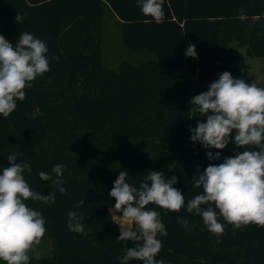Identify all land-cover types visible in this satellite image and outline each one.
<instances>
[{"label":"trees","instance_id":"1","mask_svg":"<svg viewBox=\"0 0 264 264\" xmlns=\"http://www.w3.org/2000/svg\"><path fill=\"white\" fill-rule=\"evenodd\" d=\"M106 9L123 45L151 59L123 61L116 70L103 65ZM241 9L244 22L237 18ZM164 12L158 24L142 14L137 0H0V35L15 46L20 33L34 34L46 42L50 59V71L25 89L15 111L0 116V171L8 166L7 156L18 153V161L31 165L23 175L32 190L56 196L49 204L26 201L46 221L43 238L52 240L50 255L30 256V264H120L118 258L134 246L117 239L110 212L115 200L109 193L120 171L137 187L150 170L176 176L174 187L188 200L202 191L192 187L197 167L202 172L244 150L230 142L219 160L209 161L206 152L218 150L190 140V129L205 117L189 101L220 73L236 78L246 68L232 44L250 58L264 57V0H165ZM17 13L23 23L15 22ZM189 44L196 58L185 56ZM56 164L66 166L65 194L39 177L41 171L54 177ZM81 199L85 204L77 208ZM146 207L160 212L165 224L168 235L158 236L162 249L156 257L165 264H264V227L234 231L221 217L225 231L217 237L184 208ZM70 210L85 217L84 233L69 230ZM178 217L189 221L188 228Z\"/></svg>","mask_w":264,"mask_h":264},{"label":"clouds","instance_id":"2","mask_svg":"<svg viewBox=\"0 0 264 264\" xmlns=\"http://www.w3.org/2000/svg\"><path fill=\"white\" fill-rule=\"evenodd\" d=\"M164 5L165 0H137L142 14L158 24L165 19ZM237 18L244 22L248 17L241 9ZM14 20L23 23V16L17 13ZM47 53L46 42L34 34L20 33L15 46L0 35V116L7 118L14 112L17 102L26 97L25 89L31 88L38 76L50 71ZM185 56L197 57L194 44L188 45ZM189 103L205 117L190 129V140L205 149L218 150L206 152L209 161L219 160L221 150L230 142L244 150L235 152L222 163H209L202 172L197 167L198 175L192 178V187L202 191L188 200L174 187L178 182L176 176L169 179L161 171L150 170L137 187L126 181L127 171H120L109 193L115 200L110 211L112 216L122 213L117 216L119 222H115L120 227L117 239L134 244L118 258L120 264L134 260L142 264H165L156 259L162 249L158 236L166 237L168 233L161 213L147 208L149 204L166 212L184 208L187 213L200 216L207 230L217 237L225 231L221 217L234 231L249 224L264 227V87L224 71L209 84L207 91L195 95ZM31 116L35 118L36 112ZM246 146H255L258 150H246ZM19 155L9 154L8 166L0 171V261L4 264H30L29 253L46 233L44 217L26 201L49 204L56 199L54 192L42 194L32 190L23 175L25 171L31 173V165L18 161ZM65 168L63 164H56L52 167L54 177L44 171L39 177L42 181H51L59 193L65 194L67 190L62 186ZM84 204L81 199L76 207ZM67 216L69 230L84 233L85 217L72 210ZM177 222L184 228L189 226V221L182 217ZM39 258L36 253L35 259Z\"/></svg>","mask_w":264,"mask_h":264},{"label":"rangeland","instance_id":"3","mask_svg":"<svg viewBox=\"0 0 264 264\" xmlns=\"http://www.w3.org/2000/svg\"><path fill=\"white\" fill-rule=\"evenodd\" d=\"M237 54L244 60L246 68L236 78H243L249 83H255L258 87H264V57L250 58L245 54V48L239 47L236 43L232 44ZM152 56L147 52H133L128 50L122 43L119 25L112 16L109 9H106L103 17V35H102V62L108 69L116 70L123 61L138 63L151 59ZM113 208V207H112ZM111 212V211H110ZM113 213L111 212V216ZM122 216V213H116ZM112 216L114 222H119V217ZM120 231V227L115 223ZM52 249V240L42 238L39 245L35 246L31 257L39 253L40 257H48ZM0 264H4L0 261Z\"/></svg>","mask_w":264,"mask_h":264}]
</instances>
